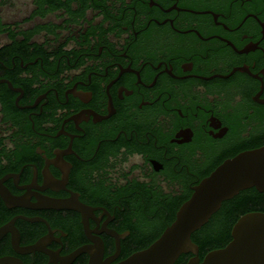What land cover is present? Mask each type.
Returning <instances> with one entry per match:
<instances>
[{
    "label": "flooded vegetation",
    "instance_id": "af4514ba",
    "mask_svg": "<svg viewBox=\"0 0 264 264\" xmlns=\"http://www.w3.org/2000/svg\"><path fill=\"white\" fill-rule=\"evenodd\" d=\"M24 2L0 13V264L120 261L264 145V0Z\"/></svg>",
    "mask_w": 264,
    "mask_h": 264
},
{
    "label": "water",
    "instance_id": "95a60500",
    "mask_svg": "<svg viewBox=\"0 0 264 264\" xmlns=\"http://www.w3.org/2000/svg\"><path fill=\"white\" fill-rule=\"evenodd\" d=\"M250 186L264 191V145L225 158L211 170L178 207L174 220L147 247L114 263L102 257L101 247L79 248L75 252L87 250V264H175L183 252L192 253L185 264H264V211L250 210L239 215L231 226L228 242L208 250L202 259L190 238L222 200Z\"/></svg>",
    "mask_w": 264,
    "mask_h": 264
},
{
    "label": "trees",
    "instance_id": "16d2710c",
    "mask_svg": "<svg viewBox=\"0 0 264 264\" xmlns=\"http://www.w3.org/2000/svg\"><path fill=\"white\" fill-rule=\"evenodd\" d=\"M5 1L6 0H0V4ZM54 9H56L54 6L48 8L39 7L33 13L38 12L44 15L46 12ZM66 10H70V7L68 6ZM5 28H7V25L1 22L0 16V30ZM236 194L233 200L224 202L223 214L217 215L218 218L213 220L212 223L208 225L206 230L200 234L202 236V244H204L199 248V256L201 259L208 250L219 247V245L222 243L225 245L228 242V240L231 238V226L238 218L240 213L249 209H264V197H261L264 193L256 190L254 187L241 189ZM235 209H239L240 212L235 214L233 212ZM188 255L189 253H181L176 258L175 264H185L188 259Z\"/></svg>",
    "mask_w": 264,
    "mask_h": 264
},
{
    "label": "rangeland",
    "instance_id": "374dc122",
    "mask_svg": "<svg viewBox=\"0 0 264 264\" xmlns=\"http://www.w3.org/2000/svg\"><path fill=\"white\" fill-rule=\"evenodd\" d=\"M25 0H6L0 7V13L4 18H11L14 16H23L29 10V7L24 2Z\"/></svg>",
    "mask_w": 264,
    "mask_h": 264
}]
</instances>
